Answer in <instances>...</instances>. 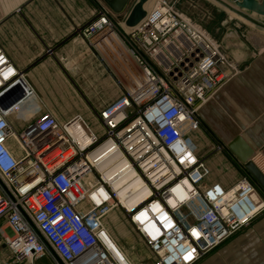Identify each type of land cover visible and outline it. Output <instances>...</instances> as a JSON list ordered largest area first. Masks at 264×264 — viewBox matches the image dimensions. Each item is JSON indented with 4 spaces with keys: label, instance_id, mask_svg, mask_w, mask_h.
Instances as JSON below:
<instances>
[{
    "label": "built area",
    "instance_id": "built-area-1",
    "mask_svg": "<svg viewBox=\"0 0 264 264\" xmlns=\"http://www.w3.org/2000/svg\"><path fill=\"white\" fill-rule=\"evenodd\" d=\"M75 33L119 54L115 35L133 61L121 94L95 113L100 134L78 115L60 123L49 113L15 131L7 114L35 93L0 47V221L17 262L126 264L104 227L118 210L153 264H194L264 212L248 174L228 189L205 185L189 138L198 106L228 77L211 36L172 0L125 34L100 7ZM252 158L264 177V159Z\"/></svg>",
    "mask_w": 264,
    "mask_h": 264
},
{
    "label": "crops",
    "instance_id": "crops-1",
    "mask_svg": "<svg viewBox=\"0 0 264 264\" xmlns=\"http://www.w3.org/2000/svg\"><path fill=\"white\" fill-rule=\"evenodd\" d=\"M99 7L100 0H0V47L35 93L7 114L15 131L44 113L60 123L78 115L92 126L97 122L95 113L121 94L130 59L123 45L111 36L116 54L109 44L94 46L75 33ZM239 11L260 26L241 17L246 22L238 36L229 11L223 23L229 28L220 46L230 64L222 68L228 77L198 106L200 126L189 133L195 154L208 169L204 184L217 183L225 189L248 174L227 148L235 138L254 151L255 164L264 159V17ZM121 223L119 230L107 220L118 245L138 264L134 253L146 251L145 246L124 220ZM7 231L0 221V248ZM147 258L143 264L154 263L153 255ZM9 262L2 261L13 263ZM34 264L52 261L43 257ZM194 264H264V212Z\"/></svg>",
    "mask_w": 264,
    "mask_h": 264
},
{
    "label": "rangeland",
    "instance_id": "rangeland-1",
    "mask_svg": "<svg viewBox=\"0 0 264 264\" xmlns=\"http://www.w3.org/2000/svg\"><path fill=\"white\" fill-rule=\"evenodd\" d=\"M157 1L158 0H149L144 5V10L145 11L150 10ZM172 1L175 3L176 8L187 19H189L191 22H193L196 25H198L209 36H211V38L215 41V43L217 45L222 46L223 39L225 38L224 37L225 36V34H224L225 33V29L226 28L227 29L229 28L227 26L228 24L225 25V26L223 25V23L225 24V22H227V21H225V18L231 12L228 8H226L225 6L219 5L218 1L217 2L215 1L214 2L213 0H172ZM220 1L221 2H224L225 1L224 2L225 4H227L229 6H232V7H235V5L233 4V1L232 0H223V1L220 0ZM130 4H131V1L126 6V8L124 9V11L122 13H119V15L117 16V15L111 14L112 12H110V9L105 4V2L103 0H100V8H103L104 10H106L107 14L110 16L112 22L114 23V27H115L116 31L118 33H120V34L121 33L124 34V32H127L128 31V27L125 26V24L123 22V18L125 16V13L127 12L128 7L130 6ZM237 10L239 11V9H237ZM232 16L235 18V20H233V22H231L233 24V27H234V29L232 28V30H235V32L239 36V34H241L242 31H243V29H244V26L241 25L242 22H244L243 21L244 19H242L241 17L237 16L234 13H232ZM243 34L245 35V31H244ZM241 38H242V36H241ZM220 49L222 50L221 47H220ZM223 54L225 55L224 52H223ZM91 127H92V129L97 134H100L102 132V129L99 126V123L98 122L94 123ZM107 220H110V222H112V224L114 225L115 228L121 230L122 229V223H121V221H123V218L121 216V213L118 210L111 211L104 218V227L107 229L109 235L112 237V239L114 240V242L116 243V245L120 248V250L122 251V253L131 262V264H137V263H134L130 259V257L122 250V248L118 245L116 239L112 236V233L110 232V230L108 228ZM127 228L129 229V232H130L131 229L129 227H127ZM128 229L127 230L125 229L126 232H128ZM6 233H7V235H9L10 234V231L8 230ZM130 233H133V232L131 231ZM3 245L4 246L2 248H0V264H3L2 261H4V262L7 261L8 263H10L9 262L10 259L15 264H21V262H17L11 256V254L9 253V251H8V249L6 247V244H5L4 239H3ZM145 249H146V251H144V252H135L134 253V259L136 261L140 262L138 264H143L142 261H144V262L147 261L148 260V258H147L148 256H151L152 257V254L148 251V249L146 247H145ZM8 256H9L10 259H7ZM152 261L154 262L155 260H152ZM23 262H25V261H23ZM52 264H53V262H52Z\"/></svg>",
    "mask_w": 264,
    "mask_h": 264
},
{
    "label": "water",
    "instance_id": "water-1",
    "mask_svg": "<svg viewBox=\"0 0 264 264\" xmlns=\"http://www.w3.org/2000/svg\"><path fill=\"white\" fill-rule=\"evenodd\" d=\"M130 6L125 13L123 22L126 27L132 28L136 26L146 15L144 5L149 0H104L108 8L116 14L122 13L126 6L130 3ZM235 7L229 6L224 2L218 1L230 11L246 18L247 20L259 25L245 14L238 11L241 9L255 15L264 17V0H232ZM260 26V25H259ZM264 27V26H262ZM228 150L244 165L245 170L250 177L256 182V184L264 191V177L257 170L254 164L250 161L254 151L244 143L241 138H235L232 142L227 145Z\"/></svg>",
    "mask_w": 264,
    "mask_h": 264
},
{
    "label": "bare ground",
    "instance_id": "bare-ground-1",
    "mask_svg": "<svg viewBox=\"0 0 264 264\" xmlns=\"http://www.w3.org/2000/svg\"><path fill=\"white\" fill-rule=\"evenodd\" d=\"M216 1H220V0H216ZM232 12V11H231ZM234 13V12H233ZM236 14V13H235ZM238 15V14H237ZM238 16H240V15H238ZM240 17H242V16H240ZM242 18H244V17H242ZM244 19H246V18H244ZM113 36V38H114V40L115 41H118V39L116 38V36L115 35H112ZM118 43V42H117ZM128 56V55H127ZM129 58V57H128ZM129 62H131L130 61V59H129ZM125 66V65H124ZM121 67H122V65H121ZM126 70V69H125ZM118 249V248H117ZM117 249H116V251H117ZM117 253L118 254H116V256H118L119 258H122L125 262H126V264H127V261L125 260V257H124V255H123V253L121 252V250H119L118 249V251H117Z\"/></svg>",
    "mask_w": 264,
    "mask_h": 264
}]
</instances>
